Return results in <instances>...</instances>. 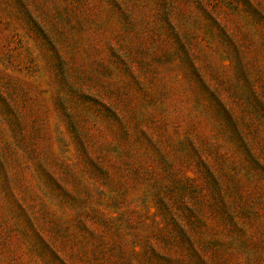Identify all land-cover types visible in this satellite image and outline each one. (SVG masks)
I'll list each match as a JSON object with an SVG mask.
<instances>
[{
  "label": "rangeland",
  "instance_id": "374dc122",
  "mask_svg": "<svg viewBox=\"0 0 264 264\" xmlns=\"http://www.w3.org/2000/svg\"><path fill=\"white\" fill-rule=\"evenodd\" d=\"M0 264H264V0H0Z\"/></svg>",
  "mask_w": 264,
  "mask_h": 264
}]
</instances>
